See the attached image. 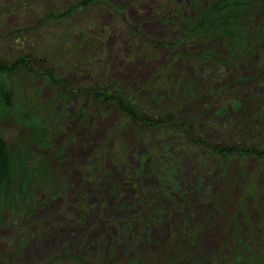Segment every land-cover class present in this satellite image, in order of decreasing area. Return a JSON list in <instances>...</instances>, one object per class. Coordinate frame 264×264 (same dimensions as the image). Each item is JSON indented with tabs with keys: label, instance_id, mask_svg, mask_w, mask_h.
Here are the masks:
<instances>
[{
	"label": "rangeland",
	"instance_id": "rangeland-1",
	"mask_svg": "<svg viewBox=\"0 0 264 264\" xmlns=\"http://www.w3.org/2000/svg\"><path fill=\"white\" fill-rule=\"evenodd\" d=\"M208 1L97 0L50 21L76 0H0V62L28 55L10 80L42 114L0 121L42 170L31 209L0 214V264H264V160L244 149L264 146V0L243 57L183 39ZM32 129L49 138L31 144ZM228 139L246 154L211 151Z\"/></svg>",
	"mask_w": 264,
	"mask_h": 264
},
{
	"label": "trees",
	"instance_id": "trees-1",
	"mask_svg": "<svg viewBox=\"0 0 264 264\" xmlns=\"http://www.w3.org/2000/svg\"><path fill=\"white\" fill-rule=\"evenodd\" d=\"M96 3L97 0H76V2L69 6L63 13L57 12L56 14H49V16H47V20L48 18H50V21H53L58 18L74 17L80 9H85ZM252 6L253 0H209L203 8V12L194 14L188 24H186L183 39L186 38L188 40L196 41L223 40L226 42L225 46H229L227 49L231 56L243 57L250 43H247L244 40L242 41L241 36L243 34L242 31H244L243 25ZM260 32V38L264 41V30L263 33L261 30ZM64 46H66L65 42ZM3 60L4 61L0 62V121H7L11 119L13 121L12 123H16L19 127H21L23 122L28 120L30 111L33 116L37 115L38 117L39 115H42L40 113L41 111L38 109L36 110L33 105L28 106V104L25 103L24 107L21 106L20 102H16L15 95L17 94L16 92L18 88L16 87V82L10 80L19 72H31L29 69L31 59H29L28 55H19L13 60ZM42 75V79L44 80L43 83L50 85L54 84L53 78L55 79V77L53 74L50 75V72L47 73L44 71L42 72ZM100 87H106V84L98 82L91 88L87 89H90V92L94 93L97 98H112L117 101L120 107H122V111L128 113V110L124 107L123 101L125 97L122 94V91L116 87H108L105 88V91L101 92L98 90ZM114 92H116L117 95L114 97L110 96V94H113ZM35 107L37 108L36 105ZM14 110L20 113V118H10ZM51 121L47 120V125H49ZM31 131L33 133L31 135V139H34H27L31 144L46 142L49 138L48 132L40 133L37 132L36 129H32ZM231 140L233 139L220 142L228 144ZM234 142L235 148L221 149L219 147H211V151L214 154H220L221 156L228 158V155L234 154L238 151L239 145L242 143L241 140ZM17 143L20 148L18 153H14L11 145L9 146L3 137L0 136V214L5 207H12L13 204L15 205L14 207H16V211L26 212L28 209H31V182L36 175L42 172L41 168H39L40 166L34 167L28 163L30 154L26 151L21 152L23 145L20 143L18 136H15L13 145L15 146ZM23 144L25 146V143ZM244 149L248 153L247 155L257 160H264V146H247ZM238 153L246 154L244 151H238ZM126 264H137V261L128 262Z\"/></svg>",
	"mask_w": 264,
	"mask_h": 264
}]
</instances>
